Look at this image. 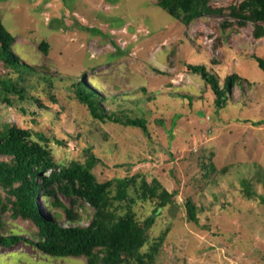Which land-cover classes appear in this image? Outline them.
I'll return each instance as SVG.
<instances>
[{"label":"rangeland","instance_id":"obj_1","mask_svg":"<svg viewBox=\"0 0 264 264\" xmlns=\"http://www.w3.org/2000/svg\"><path fill=\"white\" fill-rule=\"evenodd\" d=\"M156 1L0 0L2 26L14 37L11 50L35 70L23 75L24 102L0 103V124L30 129L35 140L43 135L58 166L84 165L94 155L98 162L91 172L99 183L113 182L109 210L117 215L130 211L142 222L157 201L139 199L133 186L125 200H115L116 180L135 178L136 186L141 179L154 180L173 194L141 248L150 254L147 264H264V185L257 178L264 174V124H254L264 122V70L254 58L264 62V36L255 39L252 24L240 25L227 14L183 25ZM242 1L209 4L226 8ZM41 42L47 54L38 49ZM188 65H204L220 88L227 77H236L217 115L213 91ZM16 76L0 61V79ZM80 80L105 99L100 107L107 114L144 117L147 134L93 118L76 98L73 86ZM245 181L251 182L250 196ZM0 195L7 197L2 189ZM56 197L70 207L67 198ZM188 199L198 224L187 219ZM36 202L45 215L67 225L60 207L42 197ZM71 207L75 225L90 222L93 209L86 203L78 200ZM9 221L31 239L24 232L27 222ZM0 264L86 262L45 256L21 242L0 246Z\"/></svg>","mask_w":264,"mask_h":264},{"label":"trees","instance_id":"obj_2","mask_svg":"<svg viewBox=\"0 0 264 264\" xmlns=\"http://www.w3.org/2000/svg\"><path fill=\"white\" fill-rule=\"evenodd\" d=\"M209 2L210 0H157L155 5L183 25L201 16L227 14L238 20L240 25L252 24L255 39L264 36V0H243L238 5L231 4L226 8H214ZM13 42L14 37L4 29L0 20V61L5 68L17 75L16 78L0 79V103L8 106L27 99L23 75L35 74L33 68H28L13 54ZM47 48L45 42L38 45V49L44 54H47ZM254 58L264 70L263 60ZM187 68L191 73L200 75L213 91L214 112L217 115L224 108L236 77H227L223 88H220L218 79L204 65H188ZM40 78L46 80L43 75ZM73 87L76 98L88 107L93 118L139 128L147 134L144 117L121 120L113 113L107 114L100 107V102L105 99L84 80ZM142 91L145 92L144 89ZM11 96L16 97L14 99ZM118 98L115 96L112 99L117 101ZM183 98L191 101L190 96ZM22 112L25 111L22 109ZM33 137L34 133L30 129L11 123L0 124V189L7 194L6 199L0 195V246L11 248L23 242L36 247L45 256L56 259L83 258L86 264H147L144 259H150V254H142L141 248L148 241V231L154 224L155 215L172 201L173 194L161 189L154 180L147 183L141 179L138 186L135 178L116 180L115 200H125L128 188L133 186L136 187L139 199L157 201L153 215L142 222L130 211L117 215L109 210L111 199L108 194L113 182L99 183L91 172L98 162L94 155H90L84 165L72 162L66 167L58 166L47 147L48 139L43 135H39L36 140ZM172 140L170 130L168 141ZM55 141L62 144V141ZM2 157L7 160H1ZM47 172L49 173L46 174ZM257 178L264 185V174ZM244 185L248 196L253 194L251 182L245 181ZM57 193L68 199L69 208L60 204ZM38 197L47 201V205L60 207L67 225L62 226L51 216L41 212L36 202ZM78 200L93 209L90 222L85 226L75 225L76 217L71 205ZM186 209L188 221L198 224L195 205L189 199L186 201ZM9 220L27 222L29 229L24 232L31 239L22 236V231H16Z\"/></svg>","mask_w":264,"mask_h":264}]
</instances>
